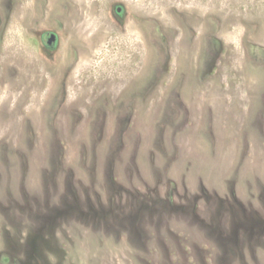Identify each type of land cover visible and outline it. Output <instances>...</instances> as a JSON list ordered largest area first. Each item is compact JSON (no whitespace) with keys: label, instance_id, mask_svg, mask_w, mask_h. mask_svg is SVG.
Masks as SVG:
<instances>
[{"label":"rangeland","instance_id":"1","mask_svg":"<svg viewBox=\"0 0 264 264\" xmlns=\"http://www.w3.org/2000/svg\"><path fill=\"white\" fill-rule=\"evenodd\" d=\"M0 264H264V0H0Z\"/></svg>","mask_w":264,"mask_h":264},{"label":"flooded vegetation","instance_id":"2","mask_svg":"<svg viewBox=\"0 0 264 264\" xmlns=\"http://www.w3.org/2000/svg\"><path fill=\"white\" fill-rule=\"evenodd\" d=\"M52 36H55V40L52 41V43H49V40L51 39ZM56 41H57V36H56L55 34H50V36H49L48 39H47V44H48L49 46H53V45L55 44Z\"/></svg>","mask_w":264,"mask_h":264},{"label":"water","instance_id":"3","mask_svg":"<svg viewBox=\"0 0 264 264\" xmlns=\"http://www.w3.org/2000/svg\"><path fill=\"white\" fill-rule=\"evenodd\" d=\"M55 40V36H52L51 39L49 40V43H52V41Z\"/></svg>","mask_w":264,"mask_h":264}]
</instances>
